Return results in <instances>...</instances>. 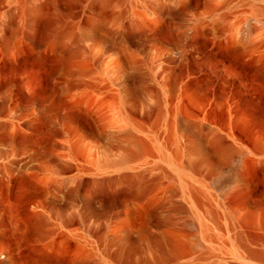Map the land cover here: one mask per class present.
<instances>
[{
	"label": "bare ground",
	"instance_id": "bare-ground-1",
	"mask_svg": "<svg viewBox=\"0 0 264 264\" xmlns=\"http://www.w3.org/2000/svg\"><path fill=\"white\" fill-rule=\"evenodd\" d=\"M0 264H264V0H0Z\"/></svg>",
	"mask_w": 264,
	"mask_h": 264
}]
</instances>
